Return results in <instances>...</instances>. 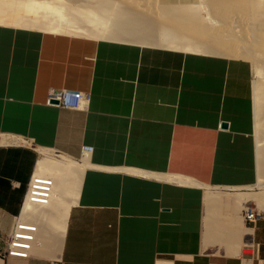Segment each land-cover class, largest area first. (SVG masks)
I'll return each mask as SVG.
<instances>
[{
    "label": "crops",
    "instance_id": "0c3cea01",
    "mask_svg": "<svg viewBox=\"0 0 264 264\" xmlns=\"http://www.w3.org/2000/svg\"><path fill=\"white\" fill-rule=\"evenodd\" d=\"M56 23L38 5L0 0V234L37 226L29 255L0 264H264V211L248 227L242 211L255 199L235 196L259 178L252 62ZM51 88L90 93L87 109L48 106ZM83 146L93 152L66 228L58 207L43 219L25 211L38 149L81 160ZM221 188L230 192L208 208Z\"/></svg>",
    "mask_w": 264,
    "mask_h": 264
},
{
    "label": "bare ground",
    "instance_id": "6f19581e",
    "mask_svg": "<svg viewBox=\"0 0 264 264\" xmlns=\"http://www.w3.org/2000/svg\"><path fill=\"white\" fill-rule=\"evenodd\" d=\"M19 1L38 5L45 14L57 17L60 32L167 45L190 51H211L250 60L255 77L254 113L259 164L256 186L260 190L238 191L235 196L240 202L253 198L264 206V0H202L195 6H175L176 9L167 10L159 6L157 0ZM169 15L173 16V21L165 19ZM162 19L173 22L174 27L168 28L170 23H163ZM19 139L5 137L2 140L20 142ZM38 151L41 157L33 175V185L40 179L51 181L53 197L47 205H36L28 200L24 210H32L42 218L46 215L45 210L58 207L61 226L66 228L69 211L78 197L87 158L76 160L48 148H39ZM219 197L217 191L210 189L206 196L207 207Z\"/></svg>",
    "mask_w": 264,
    "mask_h": 264
},
{
    "label": "built area",
    "instance_id": "2783aa9c",
    "mask_svg": "<svg viewBox=\"0 0 264 264\" xmlns=\"http://www.w3.org/2000/svg\"><path fill=\"white\" fill-rule=\"evenodd\" d=\"M90 93L70 90L66 88H51L47 94L46 104L48 106L59 107L67 110L85 111L90 102ZM16 137V136H9ZM21 138L19 144L27 147H33V143L27 138ZM93 152V147L83 146V158L88 157ZM33 179L27 185L24 203L29 200L36 205H47L53 197L51 193V181L38 180L33 185ZM242 216L245 224L250 227L254 225L261 217L262 211L256 206L246 204L243 207ZM37 234V226L24 224L16 221L12 230L7 235L0 234V256L27 257Z\"/></svg>",
    "mask_w": 264,
    "mask_h": 264
},
{
    "label": "rangeland",
    "instance_id": "374dc122",
    "mask_svg": "<svg viewBox=\"0 0 264 264\" xmlns=\"http://www.w3.org/2000/svg\"><path fill=\"white\" fill-rule=\"evenodd\" d=\"M255 136H256V133H255ZM40 157H41V155H40ZM260 190V188H258L257 186L256 187H252V188H250V189H248V190H243V191H246V192H256V191H259ZM215 191H222V192H230V190H228V189H224V188H221V189H217V190H215ZM242 191V190H241ZM253 205H257L258 206V208L263 212L264 211V207L258 202V200H256V201H253ZM243 206V205H242ZM242 206L240 207V208H242ZM243 228H246V226H245V224L243 223Z\"/></svg>",
    "mask_w": 264,
    "mask_h": 264
},
{
    "label": "water",
    "instance_id": "95a60500",
    "mask_svg": "<svg viewBox=\"0 0 264 264\" xmlns=\"http://www.w3.org/2000/svg\"><path fill=\"white\" fill-rule=\"evenodd\" d=\"M223 127H227V123H223Z\"/></svg>",
    "mask_w": 264,
    "mask_h": 264
}]
</instances>
